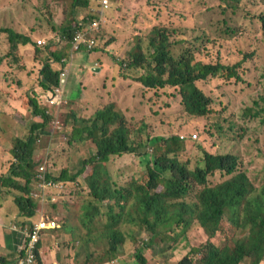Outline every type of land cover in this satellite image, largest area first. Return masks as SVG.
I'll use <instances>...</instances> for the list:
<instances>
[{"label": "rangeland", "instance_id": "374dc122", "mask_svg": "<svg viewBox=\"0 0 264 264\" xmlns=\"http://www.w3.org/2000/svg\"><path fill=\"white\" fill-rule=\"evenodd\" d=\"M72 2L0 0V176L8 173L10 163L14 161L11 153L14 139L28 138L32 124L39 120L32 109H27L26 98L30 95L53 117L48 138L44 141L46 146L37 151V160H49L47 165L54 176L59 177L65 168L71 174H77L96 152L91 142L72 139V113L78 119L89 120L98 110L115 103L117 110L123 112L129 121L141 122L135 137L149 142L144 156L128 154L112 158L108 168L119 186L145 176L157 149L152 139H168L175 135L184 141L179 159L192 169L203 165L205 150L218 154L234 153L243 159L244 168L256 186H264V121L248 111L252 107L258 110L260 105L257 102L264 104V21L260 15L264 11V0H232L238 10L230 9L220 0H112L106 22L98 32L99 46L93 50L77 49L66 32H62L63 26L71 24V16L67 20L65 11ZM86 16L97 17L93 8L76 11L77 19ZM157 27L167 28L171 41L176 42V55L189 49L198 58L211 60L217 57L218 45L223 46L225 56L234 62L249 53L241 69L242 81L220 76L198 82L212 97V115L224 116L225 121L236 120L247 131L243 139L222 138L216 134L217 129H214L216 135H212L210 120L186 112L179 87L168 85L148 89L137 79L144 74V69L127 67L130 52L139 41L150 53L149 40ZM8 28L32 38L28 44L20 42L15 49L19 62L10 54ZM39 40H46V43L40 44ZM55 53L59 54L60 61ZM205 53L211 56H204ZM49 61L53 69L62 74L68 72L67 86L61 93L49 94L41 87V70ZM226 123L228 126L229 122ZM91 170L92 167L87 166L74 186H67L62 195L51 194L58 199L56 204L59 203L60 207L57 210L50 205L53 203L45 207L36 200L40 206L37 204V216L32 220H40L44 214L55 219L52 222H56V229L45 233L42 247L59 264H99L93 256L98 259L106 252V242L92 238L91 243H82L71 232L73 227H77L78 235L83 230L80 215L82 206L90 201L86 178ZM225 179L219 173L210 181L218 184ZM195 197L196 193L190 196ZM7 207L10 222L18 225L16 203L10 201ZM181 230H164L162 235L166 243L158 240L151 244L152 232L143 225L128 221L123 224L127 242L118 257L107 263L137 264L135 255L140 250L148 264H179L194 248L203 247L210 239L197 221L186 235L177 237ZM246 234L237 233L236 238ZM214 241L222 246L226 238L220 235Z\"/></svg>", "mask_w": 264, "mask_h": 264}, {"label": "trees", "instance_id": "16d2710c", "mask_svg": "<svg viewBox=\"0 0 264 264\" xmlns=\"http://www.w3.org/2000/svg\"><path fill=\"white\" fill-rule=\"evenodd\" d=\"M220 1L226 3L230 9L238 10L237 5L231 3L232 0ZM94 5L92 0H73L70 8L65 11L66 19L71 16L72 21L71 24L62 27V32H66L70 41L73 40L76 30L86 27L96 18L86 16L77 19L76 11L94 9L96 6ZM93 11L96 16L99 15V10ZM260 15L264 21V11ZM63 24L65 25V22ZM6 31L9 32L11 42L10 54L19 62L15 49L20 42L28 44L32 38L13 28ZM149 41L150 53L144 50L139 41L131 50L129 62L126 63L130 69L140 67L144 69V74H140L137 79L151 90L168 85L179 87L186 112L190 116L210 120L212 135L217 134L222 138L235 140L243 139L247 131L236 120L225 121L224 116L212 115L214 112L211 106L212 97L198 85V82L220 76L227 80L242 81L244 77L241 69L249 53H246L243 59L234 62L225 56L223 46L218 45L217 57L211 60L206 57L198 58L195 52L189 49H184L176 55L174 52L176 42L171 41L167 28L159 27L153 30ZM221 44L224 45L223 42ZM40 49L38 46V50ZM55 55L60 61L59 54ZM204 56L211 55L205 53ZM41 74L43 79L40 83L45 92L56 94L57 88L62 90L66 88L67 85L62 84V72L53 69L50 61L45 63ZM26 99L27 109H32L33 115L39 120L32 124L28 138L14 139L11 151L14 161L10 163L8 173L0 176V197L1 195L6 198L13 197L20 217L32 220L37 216L38 202L33 193L38 191L37 185L41 181L40 167L44 164L47 168L49 161L37 160V151L46 146L44 141L48 138L46 137L49 133L48 127L53 117L37 99L30 95ZM262 99L264 102V96ZM61 100L64 102L63 98ZM257 103L260 105L258 110L252 107L248 111L264 121V104ZM71 116L74 118L72 139L81 143L91 142L96 152L84 162L83 168L75 175L65 168L57 177L49 171L48 166L46 180L63 182L69 188V185L74 186V182L85 172L87 166L92 167L86 178L90 189V201L82 206L80 215L81 228L87 232L81 230L78 235L77 227H73L71 232L82 243H91L92 238L106 242L105 254L98 259L97 256H93L99 264H106L118 257L127 242L123 224L128 221L147 227L152 232L151 244L158 240L162 244L166 243L162 235L164 230L174 232L176 228H181V233L177 237H182V234L188 233L194 222H199L210 239L203 247L194 248L179 264L264 263V186L261 188L256 186L239 155L218 154L205 150L203 165L192 169L188 163L179 159L184 143L181 137L175 135L168 139H152L157 149L145 176L141 180L137 179L119 186L114 181L108 164L114 157L128 154L146 155L149 142L145 143L135 137L141 122L129 121L123 112L117 110L115 103L98 110L89 120L78 119L74 112ZM68 121L67 119L66 123ZM226 122H229L228 126ZM214 129H217L216 134ZM219 173L226 179L213 184L210 178ZM192 193H196L195 198H190ZM58 204L50 205L57 210L60 207ZM53 220L55 219L51 221ZM55 229L56 227L53 228ZM241 232L247 233L246 236L236 238V234ZM220 235L226 238L222 246L214 241ZM43 242L44 239L39 245V264H42ZM135 256L137 264H148V259L140 250Z\"/></svg>", "mask_w": 264, "mask_h": 264}, {"label": "built area", "instance_id": "2783aa9c", "mask_svg": "<svg viewBox=\"0 0 264 264\" xmlns=\"http://www.w3.org/2000/svg\"><path fill=\"white\" fill-rule=\"evenodd\" d=\"M96 4L93 10H99V15L93 19L86 27L76 30L73 43L75 47L79 49L88 48L89 50L95 49L98 44V32L101 31L103 22H106L107 12L112 7V0H92ZM40 44H45L46 40H39ZM68 63V62H67ZM66 63V66H67ZM68 72L65 71L62 74V84H67ZM62 86V87H63ZM62 88H57L56 93H61ZM60 97V96H58ZM62 99V98H61ZM59 123V122H58ZM57 128H61L57 126ZM40 179L38 182V191L33 193V197L39 200L43 205L48 202L56 203L58 199L52 196V193H57L59 196L62 195L66 190V184L63 182L47 181L46 165H42L40 168ZM44 214L40 220H27L25 224L27 226L23 230L24 238L23 243L19 247V258L16 264H39L38 251L39 245L44 238L45 233L48 229L53 228L55 225L51 221L50 217ZM19 227V225H17ZM17 229V227L15 228ZM113 263V262H112ZM108 263V264H112Z\"/></svg>", "mask_w": 264, "mask_h": 264}, {"label": "crops", "instance_id": "0c3cea01", "mask_svg": "<svg viewBox=\"0 0 264 264\" xmlns=\"http://www.w3.org/2000/svg\"><path fill=\"white\" fill-rule=\"evenodd\" d=\"M97 72H100V70H98ZM10 201L15 202V199L13 197L6 198L5 196L1 195L0 197V264L17 263L19 258V247L23 243V238H24L23 230L27 226V224H25L27 222V219L20 217V211L17 213V216L16 214H14L17 217L16 220L19 221L18 222L19 227L16 225L17 223L14 224L10 222L9 207H7V204L10 203ZM16 227L17 229H15ZM53 228L48 229L47 231L49 230L52 231ZM43 247L41 250L42 264H51L52 262L53 264H59L60 262H58L57 259L54 261L53 259L54 256L49 254L48 250L45 249L43 251ZM67 264H73V263L67 262Z\"/></svg>", "mask_w": 264, "mask_h": 264}, {"label": "clouds", "instance_id": "9594fccd", "mask_svg": "<svg viewBox=\"0 0 264 264\" xmlns=\"http://www.w3.org/2000/svg\"><path fill=\"white\" fill-rule=\"evenodd\" d=\"M66 187H67V185H66ZM37 201L41 204V206H45V207L47 206L48 203H51V202H48V203H46L45 205H43L39 200H37ZM56 203H57V202H56ZM107 264H108V263H107Z\"/></svg>", "mask_w": 264, "mask_h": 264}, {"label": "water", "instance_id": "95a60500", "mask_svg": "<svg viewBox=\"0 0 264 264\" xmlns=\"http://www.w3.org/2000/svg\"><path fill=\"white\" fill-rule=\"evenodd\" d=\"M96 70L98 71L99 69L97 68Z\"/></svg>", "mask_w": 264, "mask_h": 264}]
</instances>
